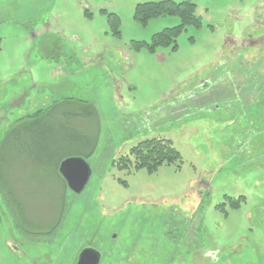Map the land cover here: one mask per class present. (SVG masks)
I'll return each mask as SVG.
<instances>
[{
    "label": "rangeland",
    "instance_id": "374dc122",
    "mask_svg": "<svg viewBox=\"0 0 264 264\" xmlns=\"http://www.w3.org/2000/svg\"><path fill=\"white\" fill-rule=\"evenodd\" d=\"M162 1L192 24L133 19ZM35 115L0 150V264H76L85 246L99 264H264V0H0V144ZM151 139L181 161L136 169ZM70 157L91 170L78 195Z\"/></svg>",
    "mask_w": 264,
    "mask_h": 264
},
{
    "label": "trees",
    "instance_id": "16d2710c",
    "mask_svg": "<svg viewBox=\"0 0 264 264\" xmlns=\"http://www.w3.org/2000/svg\"><path fill=\"white\" fill-rule=\"evenodd\" d=\"M167 5H171V7L169 8V6ZM191 7L194 6L187 2L173 3L169 1H165V2L162 1L157 3L149 2V3L138 4L135 7L133 19L139 24L144 26L147 20L153 17H157L158 14H160L161 12H163V14L171 15L173 14V12L178 13V10H180V12L177 15L178 17L182 18L181 13L185 10H189L188 13L190 15L186 12L185 19H181L180 21L181 25L185 26V24L186 25L192 24V22L195 19L193 15L194 8L191 9ZM107 23L112 31H114L116 28H119V18H117V16L114 14L108 15ZM181 25L179 26L181 27ZM180 27L169 28V29L167 28L161 33L156 34L153 37L154 41L150 45H147L145 43H134L132 48L140 50V48L146 47L148 48L147 49L148 51L154 52L157 48L169 47L171 46L170 43L172 42L171 41L172 38H169L170 33L175 31L179 32L181 29ZM172 48L175 49V46H173ZM42 116L39 115L28 116L24 120H20L16 124H14L3 138L2 143L0 144V150L6 146L15 147L17 145L16 140L18 138V135L20 134V131L18 129L21 128L22 131H25L26 133H31L32 129L35 130V126L39 122V119L42 118ZM68 116L71 115L67 114L65 117ZM131 156L134 157L135 161L137 162V166L135 168L145 169L149 174L156 172L163 165L169 166V165L177 164L178 162L181 161L180 154L175 150L171 142L166 139H151V140L142 141L138 144V146L135 149L132 150ZM1 165H2V159L0 157V169H1Z\"/></svg>",
    "mask_w": 264,
    "mask_h": 264
},
{
    "label": "water",
    "instance_id": "95a60500",
    "mask_svg": "<svg viewBox=\"0 0 264 264\" xmlns=\"http://www.w3.org/2000/svg\"><path fill=\"white\" fill-rule=\"evenodd\" d=\"M59 175L66 182L67 188L74 194H81L91 176L88 164L82 158H67L58 167ZM100 254L94 249L86 248L79 254L77 264H99Z\"/></svg>",
    "mask_w": 264,
    "mask_h": 264
},
{
    "label": "flooded vegetation",
    "instance_id": "af4514ba",
    "mask_svg": "<svg viewBox=\"0 0 264 264\" xmlns=\"http://www.w3.org/2000/svg\"><path fill=\"white\" fill-rule=\"evenodd\" d=\"M208 88H210V87H207V85L205 86V90H207ZM205 96H206V94H204ZM86 248H91V247H82V248H80V251H79V254H80V252L82 251V250H84V249H86ZM91 249H94V248H91ZM95 250V249H94ZM96 252H98V253H100L99 251H97V250H95ZM79 254H78V257H79ZM78 257H77V261H78ZM77 261H76V264H77Z\"/></svg>",
    "mask_w": 264,
    "mask_h": 264
}]
</instances>
